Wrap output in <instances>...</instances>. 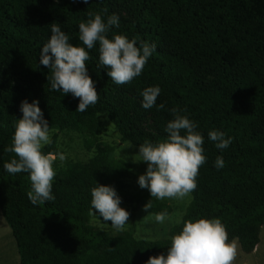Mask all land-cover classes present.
<instances>
[{"label": "trees", "instance_id": "1", "mask_svg": "<svg viewBox=\"0 0 264 264\" xmlns=\"http://www.w3.org/2000/svg\"><path fill=\"white\" fill-rule=\"evenodd\" d=\"M0 0V68L11 66L25 82L20 89L0 79V210L11 228L19 264H144L149 256L166 254L170 239L137 240L129 232L114 236L90 224L91 188L95 183L113 186L121 204L137 203L147 211L171 213L170 206L149 193L130 195L125 180L134 169L131 162L115 158L116 147L99 142L105 115L122 141L139 146L145 140L165 139L172 109L197 124L203 137L205 162L198 167L193 200L183 221L219 218L228 239L238 238L245 253L260 243L264 226V0ZM56 13L47 17L44 7ZM131 18L122 19L119 9ZM99 13L106 19L115 13L119 27L107 37L122 34L129 39L155 44L139 76L116 85L98 65V44L89 51L86 69L99 98L83 112L75 111L79 98L50 88L51 71L39 65V36L56 22L74 46L78 24ZM39 17V20H33ZM211 79H209V78ZM158 85L155 107L144 109L128 94ZM33 99L49 122L50 130L75 131L84 136L88 151L96 150L85 163H70L62 177L52 182L54 199L33 205L27 193L31 182L26 172L7 173L3 164L16 158L10 151L15 121L22 116L20 102ZM164 107L157 109L156 105ZM151 113L160 130L141 129L136 118ZM217 130L231 137L220 150L208 138ZM58 152L56 137L42 147ZM217 156L224 161L215 167ZM94 214H95V210ZM99 217V216H98Z\"/></svg>", "mask_w": 264, "mask_h": 264}, {"label": "clouds", "instance_id": "2", "mask_svg": "<svg viewBox=\"0 0 264 264\" xmlns=\"http://www.w3.org/2000/svg\"><path fill=\"white\" fill-rule=\"evenodd\" d=\"M85 4L88 0H83ZM89 19L78 24L79 41L85 47L74 46L69 36L63 32L58 23L50 24L51 35L40 47L39 65L51 71L47 77L50 88L64 95L71 93L79 98L75 111L83 112L94 105L99 95L95 82L86 69L89 51L98 44V65L106 70V75L116 85L130 82L141 74L147 60L155 51V44L129 39L122 34L107 37L110 28L119 27V17L113 13L106 19L99 13L87 14ZM87 49V50H86ZM161 92L158 85L149 86L140 93L141 107L151 108ZM35 99L31 103L27 99L20 102L19 111L22 116L15 121L11 146L4 149L15 154L16 158L3 164L9 174L28 173L31 190L27 193L33 205L53 200L52 180L55 176L53 163L55 160L65 161L64 153H43L44 145L50 144L49 122ZM157 109L163 104L156 105ZM173 119L165 126L167 137L155 143L145 140L138 146L140 161L146 162L145 172L137 177L141 189H147L151 197L183 198L196 188L195 177L198 167L205 162L203 155V137L198 132L197 124L186 115H180L177 109L171 110ZM209 140L215 143L217 149H226L231 143V137L212 130L208 132ZM224 161L217 156L215 167L222 168ZM91 207L89 214L101 217L103 221H111L116 231H121L126 225L129 213L120 207L121 198L115 188L110 185L95 183L91 188ZM151 207V200L144 210ZM95 210V214L94 211ZM168 213L154 214L155 221L163 223ZM100 221V220H99ZM177 223H180L177 220ZM101 225H107L101 223ZM166 254L149 256L144 264H231L236 249L235 239L229 240L219 218H199L183 221L182 228L170 238Z\"/></svg>", "mask_w": 264, "mask_h": 264}, {"label": "rangeland", "instance_id": "3", "mask_svg": "<svg viewBox=\"0 0 264 264\" xmlns=\"http://www.w3.org/2000/svg\"><path fill=\"white\" fill-rule=\"evenodd\" d=\"M52 3L54 5H59L60 1L54 0ZM56 12L57 11L53 6L44 7L42 10V14L47 17L53 16ZM118 14L124 20H129L131 18L129 13L123 8L118 10ZM33 20L37 21L39 20V17H34ZM50 35L51 32L49 31H44L39 34V36L46 41L50 38ZM0 79L8 81L23 90H28L33 87V85H30L20 78L13 67L7 65L0 68ZM128 95L136 99L141 105L142 99L137 98L131 93ZM154 107L155 105L151 108ZM97 119L101 125L99 142L115 146V158L131 162L134 165L131 175L125 180L127 192L133 196L149 193L147 189H141L136 182L137 177L143 174L147 167V163L140 161V157L137 155L138 147L129 142H123L119 131L107 116L98 115ZM136 120H138L139 127L144 131L153 132L160 130L151 113L138 117ZM262 127L264 131V123L262 124ZM49 135L51 140L56 137L58 152L64 153L66 156V159L63 162H60L58 159L54 161L52 166L55 171V176L53 177L52 182L57 178L62 177L63 171L67 169L70 163H85L96 154L95 149L88 151L85 148L84 136L75 131L49 130ZM159 200L171 208V213L163 223L156 222L153 213L144 210L142 205L133 202L120 204V207L129 213L128 220L126 221L128 225H126L123 230L116 231L114 228L110 227L111 221H103L101 217H93L92 215L90 216V224L96 229L109 232L114 236L129 232L137 240L155 241L169 239L171 237V229L182 222L186 211L193 200V196L189 193L179 199L163 198ZM99 220L101 223H106L107 225H101ZM177 220H179L180 223H177ZM235 241V256L231 264H264V226L261 230L260 243L254 252L245 253L241 248L238 238H235ZM19 263L20 258L16 240L0 210V264Z\"/></svg>", "mask_w": 264, "mask_h": 264}]
</instances>
